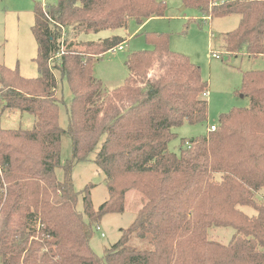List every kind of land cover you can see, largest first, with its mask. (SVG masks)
Listing matches in <instances>:
<instances>
[{"label": "trees", "instance_id": "obj_1", "mask_svg": "<svg viewBox=\"0 0 264 264\" xmlns=\"http://www.w3.org/2000/svg\"><path fill=\"white\" fill-rule=\"evenodd\" d=\"M184 1L210 18L240 15L223 37L226 51L264 55V0ZM166 8L156 0L35 4L38 76L0 62L3 110L36 117L31 129L0 127V264H264V70L243 73L248 106L222 113L216 130L184 138L177 153L169 148L173 129L208 120L200 66L172 51L166 33H148L152 47L132 52L125 81L105 89L94 65L125 38L83 41L81 48L67 42L71 28L77 34L127 29L131 20L143 24ZM56 72L73 94L67 129L59 122ZM65 133L73 148L67 159ZM98 146L94 162L109 197L95 209L88 185L81 211L73 168ZM130 190L141 193V207L101 257L90 245L93 226L124 212ZM213 226L236 232L224 243L211 236ZM134 235L148 247L131 246Z\"/></svg>", "mask_w": 264, "mask_h": 264}, {"label": "rangeland", "instance_id": "obj_2", "mask_svg": "<svg viewBox=\"0 0 264 264\" xmlns=\"http://www.w3.org/2000/svg\"><path fill=\"white\" fill-rule=\"evenodd\" d=\"M165 2L167 8L164 15L149 17L143 25L134 19L125 29L104 30L99 33L77 34L69 30L67 42L73 41L77 48L81 42L98 41L100 39L120 35L127 39L123 49L119 46L103 53L94 65L96 77L103 83L105 89H113L121 85L129 75L126 61L128 56L137 50L151 48L148 33H166L169 47L172 51L184 54L196 65L200 66L202 77L208 82V120L203 123H184L175 127L176 137L169 143L170 150L180 151L182 140L191 139L206 134L210 126L218 125L219 116L234 107H246L250 103L248 96L241 93L243 73L250 70H264V55L251 57L240 52L230 54L223 44L224 35L237 27L240 15L232 14L222 17H208L199 8L186 4L184 0H156ZM58 0H0V62L10 68L18 67L24 77L38 76L37 41L33 35L32 26L35 21V4L41 3L45 8L55 5ZM66 42V39H65ZM75 46V47H76ZM214 53L218 55L213 56ZM158 69L154 71L156 74ZM156 72V73H155ZM59 122L64 129L68 128V108L72 104L73 94L66 78L60 72ZM151 73V74H152ZM4 100L0 99V127L4 129H31L36 117L26 111L3 110ZM95 150L86 161L76 162L73 168L75 189L79 193L78 209L83 211L84 189L91 186V198L95 209L108 199L109 190L105 175L94 162ZM72 142L65 133L62 137L63 159L72 157ZM142 195L139 191L130 190L126 196V207L122 213H108L100 222L93 226L90 245L99 255L115 244L134 221L141 207ZM247 214L254 215V208L244 206ZM98 225L100 228L98 229ZM236 230L233 227L213 226L210 234L216 240L228 243ZM104 234V235H102ZM129 244L138 249L148 247L146 240L133 236Z\"/></svg>", "mask_w": 264, "mask_h": 264}, {"label": "built area", "instance_id": "obj_3", "mask_svg": "<svg viewBox=\"0 0 264 264\" xmlns=\"http://www.w3.org/2000/svg\"><path fill=\"white\" fill-rule=\"evenodd\" d=\"M63 39H64V37H63ZM119 48H120V49H123V43L119 45ZM64 51H65V45H64V43H62L61 49H60V51L57 53L56 56H57V57L61 56V55L64 53ZM213 56H217V57H218V55H217L216 53H214ZM203 95H204V96H207V95H208V91H205ZM216 128H217V125H212V126H210V130H216ZM99 228H100V226L98 225V229H99ZM102 235H104V234H102Z\"/></svg>", "mask_w": 264, "mask_h": 264}, {"label": "crops", "instance_id": "obj_4", "mask_svg": "<svg viewBox=\"0 0 264 264\" xmlns=\"http://www.w3.org/2000/svg\"><path fill=\"white\" fill-rule=\"evenodd\" d=\"M151 17H152V16H151ZM147 19H148V18H147ZM147 19H146V20H147ZM146 20H145V21H146ZM145 21H144V22H145ZM144 22H143V24H144ZM143 24H139V25H143ZM125 30H126V29H125ZM113 31H115V30H111V32H113ZM114 35H115V34H114ZM126 41H127V39L125 38V41H124V42H122V43H123V45H124V43H126ZM223 44H224V41H223Z\"/></svg>", "mask_w": 264, "mask_h": 264}]
</instances>
